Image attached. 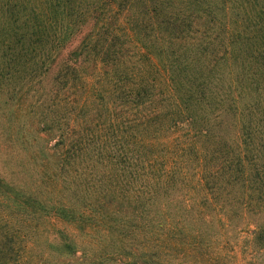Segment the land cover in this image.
<instances>
[{"label": "trees", "instance_id": "trees-1", "mask_svg": "<svg viewBox=\"0 0 264 264\" xmlns=\"http://www.w3.org/2000/svg\"><path fill=\"white\" fill-rule=\"evenodd\" d=\"M0 264H264V0H0Z\"/></svg>", "mask_w": 264, "mask_h": 264}, {"label": "rangeland", "instance_id": "rangeland-1", "mask_svg": "<svg viewBox=\"0 0 264 264\" xmlns=\"http://www.w3.org/2000/svg\"><path fill=\"white\" fill-rule=\"evenodd\" d=\"M77 41H78V40L75 41L74 45H76ZM74 45H73V46H74ZM73 46H72L71 48H73Z\"/></svg>", "mask_w": 264, "mask_h": 264}]
</instances>
